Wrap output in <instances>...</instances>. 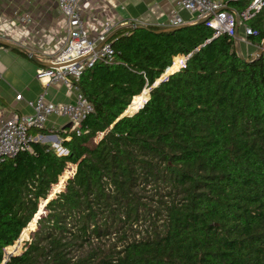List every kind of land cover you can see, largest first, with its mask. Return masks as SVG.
I'll list each match as a JSON object with an SVG mask.
<instances>
[{"label": "trees", "instance_id": "trees-1", "mask_svg": "<svg viewBox=\"0 0 264 264\" xmlns=\"http://www.w3.org/2000/svg\"><path fill=\"white\" fill-rule=\"evenodd\" d=\"M131 24L75 80L94 111L56 132L67 154L35 141L0 165V264L29 230L5 264H264V53ZM246 24L261 45L264 6Z\"/></svg>", "mask_w": 264, "mask_h": 264}, {"label": "crops", "instance_id": "crops-1", "mask_svg": "<svg viewBox=\"0 0 264 264\" xmlns=\"http://www.w3.org/2000/svg\"><path fill=\"white\" fill-rule=\"evenodd\" d=\"M177 2L178 0H80V6L85 26L95 36L104 25L111 22V33L132 22L165 27L175 13L183 18L185 24L196 23L188 11L179 8ZM0 34L3 37L1 40L18 44L44 61V64L36 63L18 48L5 46L0 49V115L6 118L13 113L33 112L29 101L36 99L40 93H45L47 100L53 103L75 99L77 92L74 88L62 82H47L46 78L40 80L37 77L38 67L51 66L52 55L57 53L67 35V20L56 0H0ZM242 43H245L247 56H250L256 44L248 41V37ZM169 69L166 70L168 73L177 70ZM162 78L164 77L160 79ZM18 94H21L20 99L16 97ZM66 123V118L51 116L43 133L36 130L33 133L57 140L59 136L56 132L64 131L62 128ZM47 137L45 140H48Z\"/></svg>", "mask_w": 264, "mask_h": 264}, {"label": "built area", "instance_id": "built-area-1", "mask_svg": "<svg viewBox=\"0 0 264 264\" xmlns=\"http://www.w3.org/2000/svg\"><path fill=\"white\" fill-rule=\"evenodd\" d=\"M56 2L67 20V35L63 45L52 55L51 66L38 67L37 77L40 80L46 78L47 82H62L74 88L77 92L75 99L53 103L47 100L45 93H40L36 99L29 101L33 112L13 113L6 118L0 115V165L21 152L32 151L33 142L45 140L47 136L34 134L33 130L45 128L51 116L68 120L62 130L65 131L66 126H69L80 133L81 123L94 111V106L75 85V80H78L86 68L100 61L108 62L114 56V49L108 40L113 29L112 22L104 25L97 35L92 36L85 26L80 0H56ZM177 4L179 8L193 16L194 22L205 20L206 26L214 30V36L228 33L236 37L237 27L239 28L241 23L245 24L246 36L256 33L246 22L264 6V0H253L250 6L239 14V18L228 9L223 0H178ZM183 24H185L183 18L175 13L166 27ZM1 39L3 37L0 34V41H3ZM4 47L5 45L0 43V49ZM178 56L181 68L186 64L188 55ZM1 79L0 73V81ZM16 97L20 99L21 94Z\"/></svg>", "mask_w": 264, "mask_h": 264}, {"label": "water", "instance_id": "water-1", "mask_svg": "<svg viewBox=\"0 0 264 264\" xmlns=\"http://www.w3.org/2000/svg\"><path fill=\"white\" fill-rule=\"evenodd\" d=\"M230 11H234L233 9H231V8H228ZM235 12V11H234ZM235 14H236V17L237 18H239V15L235 12ZM204 21L205 20H199V21H197L196 23H204ZM188 25H191V24H183V25H180V26H176V27H171L170 29H177V28H181V27H186V26H188ZM131 26L132 27H134V28H143V29H149V26L147 25V24H145V23H143V22H134L133 24H131ZM236 37H235V40H236V50H237V52H238V54L243 58V59H246V57L244 56V54L242 53V50H241V47H240V37H239V34H238V27H237V30H236V35H235ZM0 43L1 44H3V45H5V46H8V47H13V48H18V49H21L22 51H24V52H26L27 54H28V56L32 59V60H34L36 63H39V64H44V61H42V60H40V59H38L36 56H35V54L33 53V52H31V51H29L28 49H26V48H24V47H21V46H19L18 44H15V43H12V42H8V41H0ZM263 50H264V40L262 41V44H261V48H260V50H259V52L257 53V55H256V59L257 58H259L260 56H261V54L263 53ZM166 77V76H165ZM164 77V78H165ZM163 79V78H162ZM162 79H160V80H157L156 82H155V84L151 87V88H149L148 89V93H149V96H148V99L150 98V92H151V90L153 89V87H155V86H157L159 83H160V81L162 80ZM147 99V100H148ZM146 100V101H147ZM145 101V102H146ZM144 102V103H145ZM144 105V104H143ZM142 105V106H143ZM141 107V106H140ZM128 114H132V113H129V112H125V115H128ZM54 137L57 139V136L56 135H54ZM61 149H62V151L60 152V155H66L67 154V150L66 149H64V148H62V146H61ZM49 200H46V202H48ZM44 212V211H43ZM38 219V218H37ZM34 230V229H33ZM18 241V240H17ZM17 241H16V243H17ZM16 253H18V251L16 250L15 252H10L9 254H8V256L6 257L5 256V259H4V261L2 262V264H5V262L8 260V258L12 255V254H16Z\"/></svg>", "mask_w": 264, "mask_h": 264}, {"label": "rangeland", "instance_id": "rangeland-1", "mask_svg": "<svg viewBox=\"0 0 264 264\" xmlns=\"http://www.w3.org/2000/svg\"><path fill=\"white\" fill-rule=\"evenodd\" d=\"M239 37H240V47H241V50H242V53L244 54V56L247 58L248 56H247V54H246V51H245V47H244V44L245 43H242V40H245V39H247V36L245 35V24L244 23H241L240 24V26H239ZM260 48H261V45H257L256 44V46L253 48V52L251 53V55H257V53L259 52V50H260ZM263 53H264V50H263ZM174 64H175V60H174ZM173 64V65H174ZM146 90H148L149 88H145ZM53 135V134H52ZM100 136H102V134H99L97 137H96V139H94V142L96 141V140H98L99 138H100ZM48 138V140H42V142H47L48 141V143L50 142V144L53 146V148L58 152V153H60L61 151H62V149H61V138H59L58 137V139L57 140H54L53 138H49V137H47ZM69 167V166H68ZM54 188V187H53ZM53 188H52V190H53ZM52 190H51V192H52ZM32 231V230H31ZM30 230L27 232L28 233V235L25 237V239H21V237H20V239H18V241H17V243H15L14 245H17L18 246V249L19 250H17L18 252H20L21 251V249H22V246H23V244H24V242L26 241V240H30V232H31ZM7 252V251H6Z\"/></svg>", "mask_w": 264, "mask_h": 264}, {"label": "bare ground", "instance_id": "bare-ground-1", "mask_svg": "<svg viewBox=\"0 0 264 264\" xmlns=\"http://www.w3.org/2000/svg\"><path fill=\"white\" fill-rule=\"evenodd\" d=\"M173 64H174V62H173ZM180 58H179V64H178V67H177V70H179V68H180ZM175 65V64H174Z\"/></svg>", "mask_w": 264, "mask_h": 264}]
</instances>
